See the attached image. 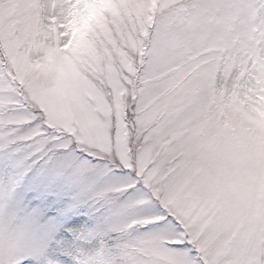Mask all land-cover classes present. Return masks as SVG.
I'll list each match as a JSON object with an SVG mask.
<instances>
[{
    "label": "snow or ice",
    "instance_id": "1",
    "mask_svg": "<svg viewBox=\"0 0 264 264\" xmlns=\"http://www.w3.org/2000/svg\"><path fill=\"white\" fill-rule=\"evenodd\" d=\"M0 264H264V0H0Z\"/></svg>",
    "mask_w": 264,
    "mask_h": 264
}]
</instances>
